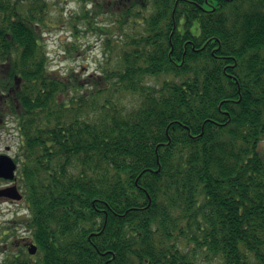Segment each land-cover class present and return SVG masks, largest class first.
<instances>
[{
    "label": "trees",
    "instance_id": "16d2710c",
    "mask_svg": "<svg viewBox=\"0 0 264 264\" xmlns=\"http://www.w3.org/2000/svg\"><path fill=\"white\" fill-rule=\"evenodd\" d=\"M78 1L115 54L84 79L49 68L44 0H0L36 264H264V0Z\"/></svg>",
    "mask_w": 264,
    "mask_h": 264
},
{
    "label": "rangeland",
    "instance_id": "374dc122",
    "mask_svg": "<svg viewBox=\"0 0 264 264\" xmlns=\"http://www.w3.org/2000/svg\"><path fill=\"white\" fill-rule=\"evenodd\" d=\"M44 1L48 4L49 27L43 34V42L48 52L51 70L62 75L74 72L84 79L90 75L98 76L101 69L113 65L111 57H115V54L108 52L103 42L104 36L96 31L97 27L109 25L105 17H95L93 24L90 25L88 19L77 17L82 13V5L78 0ZM87 8L90 9L91 6L88 5ZM14 126L13 121L9 120L0 129V154H7L12 158L20 154V138ZM2 184L3 182L0 183V187ZM25 213L29 214L23 200L12 203L0 201V264L7 255V252H1L5 242L3 240L17 238L25 232L20 223L14 221L16 217H22ZM6 228L10 230L6 231Z\"/></svg>",
    "mask_w": 264,
    "mask_h": 264
},
{
    "label": "water",
    "instance_id": "95a60500",
    "mask_svg": "<svg viewBox=\"0 0 264 264\" xmlns=\"http://www.w3.org/2000/svg\"><path fill=\"white\" fill-rule=\"evenodd\" d=\"M16 168L17 166L11 157H9L8 155H0V179L14 181ZM0 198H8L14 201H20L22 199V195L20 194L16 186H9L0 189ZM36 250V246L31 244L28 248V253L30 255H34ZM30 264H34V262H30Z\"/></svg>",
    "mask_w": 264,
    "mask_h": 264
},
{
    "label": "flooded vegetation",
    "instance_id": "af4514ba",
    "mask_svg": "<svg viewBox=\"0 0 264 264\" xmlns=\"http://www.w3.org/2000/svg\"><path fill=\"white\" fill-rule=\"evenodd\" d=\"M9 183L5 182L2 184V187L7 186ZM0 201L2 202H13L11 200H7V199H0ZM24 202V201H23ZM14 221L20 222V224H24L26 222L27 225V218L25 216L22 217H16ZM25 232L21 233L20 236H18L17 238H9L7 239L2 246V253H8L11 249L12 246L14 245V247H16L17 249H23L26 253H27V249L29 247V245L33 242H31V231L30 229H25ZM30 261H34L36 263V254L35 255H28V260H27V264H29Z\"/></svg>",
    "mask_w": 264,
    "mask_h": 264
}]
</instances>
